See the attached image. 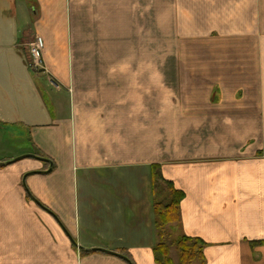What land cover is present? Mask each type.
<instances>
[{"label":"crops","instance_id":"1","mask_svg":"<svg viewBox=\"0 0 264 264\" xmlns=\"http://www.w3.org/2000/svg\"><path fill=\"white\" fill-rule=\"evenodd\" d=\"M0 162V264H157L153 192L118 191L152 166L193 264H264V0H0Z\"/></svg>","mask_w":264,"mask_h":264},{"label":"trees","instance_id":"2","mask_svg":"<svg viewBox=\"0 0 264 264\" xmlns=\"http://www.w3.org/2000/svg\"><path fill=\"white\" fill-rule=\"evenodd\" d=\"M38 157L43 156L35 152ZM1 165V162H0ZM51 169V168H50ZM151 183L153 195L157 194L160 190L165 194V198L161 201L153 199V211H154V226L158 234V243L153 247L154 263L157 264H193L203 263L204 254L203 248L205 242L196 237H188L181 235L171 240L170 242L176 250L177 261L176 263L169 256L170 243H166L162 238L164 231L166 232V226L179 221V203L184 197V193L181 190L175 189L170 181L161 177L159 167L152 166L151 168ZM264 240L252 241V245L262 244ZM127 257V255H125ZM128 258V257H127Z\"/></svg>","mask_w":264,"mask_h":264},{"label":"rangeland","instance_id":"3","mask_svg":"<svg viewBox=\"0 0 264 264\" xmlns=\"http://www.w3.org/2000/svg\"><path fill=\"white\" fill-rule=\"evenodd\" d=\"M27 52L28 51H26V49H24V54H25V56L27 58V61L29 62V64H31L32 63L31 57L28 55ZM40 66H41V63L37 67H35V68L38 69ZM169 78H170L169 77V74L166 75V72L165 71H159L158 72V80H159V84L160 85H162V86L165 87V84L167 83V81L168 80H171ZM161 89H163V91L162 92H159ZM159 91H158L159 92V98L160 97H162V98H166L167 97L166 96V92H164V88H160L159 87ZM23 141H25L27 143L26 140L20 139L19 141L17 140V141H14V142L13 141H10V140H7V143L6 144L8 145V148L10 147L13 150H15L18 145H22ZM29 151L31 153H33V151H34V153L37 152L36 150H33V148H32L31 145H30ZM140 181H141V184H140ZM92 185L95 188V190H101V185H97V184H92ZM138 186L140 188L142 187L143 190H145L146 196L149 198L150 201H152V190H151L152 189V183H151V178H145V177H142L141 179L136 178L134 180V182H131L129 184H126L125 186H124V184L123 185H120L118 191H120V192H124L125 191V193L126 192H134L133 190L138 189ZM165 197H166L165 194H163L160 190L158 191L157 194L153 195V199H156V200L158 199L159 201L163 200ZM128 210L129 209H127L126 213L123 216L125 222H127L126 220H129L130 217H131V215L129 214L130 211H128ZM167 227L168 226H166V232L164 231V234H163V238L162 239L166 243H170L172 241H171L170 238H168L169 236L167 235ZM169 247H170L168 249L169 250V256L173 260V262L176 263L175 260H174V257L171 255L172 249L174 250L175 248H174V246L171 243H170V246ZM176 261H177V259H176Z\"/></svg>","mask_w":264,"mask_h":264},{"label":"built area","instance_id":"4","mask_svg":"<svg viewBox=\"0 0 264 264\" xmlns=\"http://www.w3.org/2000/svg\"><path fill=\"white\" fill-rule=\"evenodd\" d=\"M28 53L32 61V63L29 65L33 68L37 67L41 63V52H40L39 44L35 43L32 46H30Z\"/></svg>","mask_w":264,"mask_h":264},{"label":"water","instance_id":"5","mask_svg":"<svg viewBox=\"0 0 264 264\" xmlns=\"http://www.w3.org/2000/svg\"><path fill=\"white\" fill-rule=\"evenodd\" d=\"M31 157H33V158H36V159H39V160H43V161H48L47 159H45V158H42V157H38V156H36V155H30ZM24 156H22V157H17V158H14V159H12V160H10V161H8V163H12V162H15L16 160H19L20 158H23ZM25 157H28V156H25ZM49 162V161H48ZM50 163V162H49ZM51 164V163H50ZM26 192H27V194L31 197V195H30V193H29V191H28V189H26ZM111 253H113L114 255H116V256H119V257H121V258H123V259H125L127 262H129L130 263V260L126 257V256H124V255H121V254H119V253H116V252H111Z\"/></svg>","mask_w":264,"mask_h":264}]
</instances>
